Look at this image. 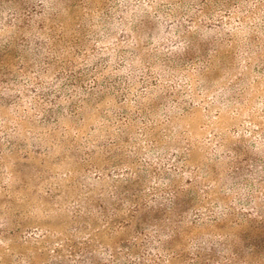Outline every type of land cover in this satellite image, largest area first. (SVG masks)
Masks as SVG:
<instances>
[{"label": "rangeland", "instance_id": "1", "mask_svg": "<svg viewBox=\"0 0 264 264\" xmlns=\"http://www.w3.org/2000/svg\"><path fill=\"white\" fill-rule=\"evenodd\" d=\"M155 225L264 264V0H0V264Z\"/></svg>", "mask_w": 264, "mask_h": 264}, {"label": "trees", "instance_id": "2", "mask_svg": "<svg viewBox=\"0 0 264 264\" xmlns=\"http://www.w3.org/2000/svg\"><path fill=\"white\" fill-rule=\"evenodd\" d=\"M1 81L3 83L6 82L3 79ZM5 84V90H10L12 88L8 85L9 82ZM159 197L169 200V203L172 206H176L178 204V192L176 190H170L167 195H159L156 199ZM154 227L155 228H153L149 234L146 235L147 239L143 245L145 248L144 252H135L133 246L129 245L124 247L123 251L113 250L110 253L112 259L104 264H171L174 258L182 259L179 264H236V260L234 258L224 259V257L219 258L218 254L216 255V253L220 252V246H218V249L215 247H209V251L204 254H202L201 251H194L192 254L187 256H184V253L178 251H170L169 249L171 248V244L166 241H162L160 239L161 232L156 228V225ZM89 252L90 251H85L82 255V260L77 261V264H100L94 260V256H92V253ZM240 264L248 263L242 262Z\"/></svg>", "mask_w": 264, "mask_h": 264}]
</instances>
